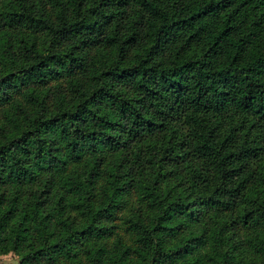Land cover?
I'll list each match as a JSON object with an SVG mask.
<instances>
[{"label":"trees","instance_id":"trees-1","mask_svg":"<svg viewBox=\"0 0 264 264\" xmlns=\"http://www.w3.org/2000/svg\"><path fill=\"white\" fill-rule=\"evenodd\" d=\"M203 207L217 226L197 231ZM238 229L253 253L234 262ZM7 251L264 264V0H0Z\"/></svg>","mask_w":264,"mask_h":264},{"label":"rangeland","instance_id":"rangeland-1","mask_svg":"<svg viewBox=\"0 0 264 264\" xmlns=\"http://www.w3.org/2000/svg\"><path fill=\"white\" fill-rule=\"evenodd\" d=\"M36 88L38 91H45V90L49 91L47 97H51L50 95H52V92L55 90L60 91L62 93L67 91L66 79L64 77L59 79H48L47 83L44 86H37ZM124 197L126 198L130 196L124 195ZM126 202L131 203L130 201L127 200ZM193 226H195V229L197 231L208 230L210 228L216 227L217 220L214 218L213 211L208 210L207 208L204 207L202 209L197 210L196 220L193 221ZM226 234H227V238L223 241V246L230 248L234 262H236L237 259L240 260L241 258L244 257L245 258L251 257L253 253L252 250L245 242H242V240H240L239 238L245 236L244 229H238L236 232L227 230ZM196 249H198V251L205 250V248L202 245H198ZM0 264H18V258L11 251L3 252L0 253Z\"/></svg>","mask_w":264,"mask_h":264}]
</instances>
